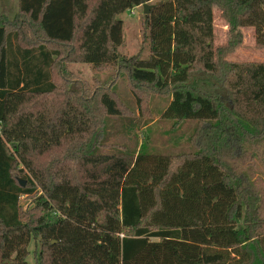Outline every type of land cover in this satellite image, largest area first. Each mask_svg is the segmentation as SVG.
<instances>
[{
    "label": "trees",
    "instance_id": "16d2710c",
    "mask_svg": "<svg viewBox=\"0 0 264 264\" xmlns=\"http://www.w3.org/2000/svg\"><path fill=\"white\" fill-rule=\"evenodd\" d=\"M152 1L17 0L12 19L0 12V264H264L262 202L244 171L245 145L264 139V62L231 57L243 29L264 49V0L151 4L148 56L126 57L120 17ZM214 9L227 47L190 57L192 43H175L177 13L204 27ZM73 63L125 73L138 107L139 87L164 94L161 120L195 123L191 151H97L96 126L121 107L66 78ZM62 148L69 155L55 157Z\"/></svg>",
    "mask_w": 264,
    "mask_h": 264
},
{
    "label": "rangeland",
    "instance_id": "374dc122",
    "mask_svg": "<svg viewBox=\"0 0 264 264\" xmlns=\"http://www.w3.org/2000/svg\"><path fill=\"white\" fill-rule=\"evenodd\" d=\"M162 0H153L155 4ZM141 8V7H140ZM0 12L7 19H12L17 12V0H0ZM187 11L179 12L175 21V43H192L190 46V57L195 59H206L212 42V47L226 48L228 42V26L219 17L217 10H213L207 26L198 19L194 22L192 16L187 17ZM142 10L134 9L121 15L123 22V43L119 51L126 57L133 56L140 52L142 57H147L149 53L148 41L144 37L142 25ZM243 38L231 56L237 61L264 62V49L254 48L252 29H243ZM187 61H189L187 59ZM115 68L103 67L92 69L89 65L73 63L66 65L65 77L72 82L80 81L87 83L93 89L100 87L102 91L112 94L121 107V114L118 117H109L103 114V119L95 128V135H98L97 151L114 155H131L138 152L142 147L148 150L180 154L191 151L187 143L188 137L195 129V123H174L160 119L161 110L169 101L164 94L149 93L144 86L139 87L138 96L141 101L140 106L133 97L130 84L125 73H121L118 78L114 77ZM75 80V81H74ZM59 78L56 84L61 86ZM68 87L71 85H67ZM247 151L252 155V159L244 166V171L251 185L259 193L262 202L256 220L255 234L264 235V139L255 140L245 145ZM67 148H62L55 157L64 158L70 152ZM45 160V161H44ZM46 158H35L36 165L45 163ZM19 169L30 177L23 166ZM26 183L25 178L22 179ZM41 194V193H40ZM39 195V193H37ZM22 210L29 214L33 213L34 206L32 196L20 197ZM32 243V242H31ZM36 244V252L39 249ZM33 250V243L29 251ZM29 264H33L32 257L28 258Z\"/></svg>",
    "mask_w": 264,
    "mask_h": 264
},
{
    "label": "water",
    "instance_id": "95a60500",
    "mask_svg": "<svg viewBox=\"0 0 264 264\" xmlns=\"http://www.w3.org/2000/svg\"><path fill=\"white\" fill-rule=\"evenodd\" d=\"M152 6L151 5H148V4H144L142 5V10H143V14L144 15H147L149 13V9L151 8ZM20 184L21 186H24V182L23 181H20Z\"/></svg>",
    "mask_w": 264,
    "mask_h": 264
}]
</instances>
